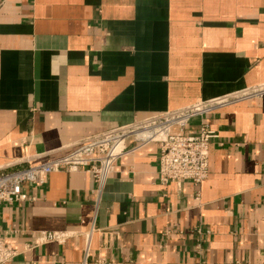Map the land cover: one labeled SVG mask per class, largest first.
I'll use <instances>...</instances> for the list:
<instances>
[{
  "label": "crops",
  "instance_id": "0c3cea01",
  "mask_svg": "<svg viewBox=\"0 0 264 264\" xmlns=\"http://www.w3.org/2000/svg\"><path fill=\"white\" fill-rule=\"evenodd\" d=\"M264 83V0H0V169ZM209 176L162 186L161 148L138 146L103 189L48 176L5 205L14 264H264V95L203 119ZM20 164V165H19ZM64 243L34 245L41 232Z\"/></svg>",
  "mask_w": 264,
  "mask_h": 264
},
{
  "label": "built area",
  "instance_id": "2783aa9c",
  "mask_svg": "<svg viewBox=\"0 0 264 264\" xmlns=\"http://www.w3.org/2000/svg\"><path fill=\"white\" fill-rule=\"evenodd\" d=\"M264 95V83L235 94L196 102L164 113L155 114L132 124L106 130L82 139L69 154L43 163L8 166L0 169V213L5 205L35 201L28 191L43 187L49 175L59 172H84L103 189L116 164L133 154L138 146L158 143L161 148L158 180L162 186L190 182L200 187L209 176L210 144L218 135L206 123L198 133L189 132L188 125L196 118L224 109L234 102ZM139 143L129 147V143ZM20 165V164H19ZM64 232H41L34 236V245L64 243ZM4 240L0 227V264H14L21 254Z\"/></svg>",
  "mask_w": 264,
  "mask_h": 264
}]
</instances>
